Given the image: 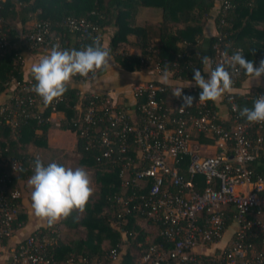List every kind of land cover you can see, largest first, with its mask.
Instances as JSON below:
<instances>
[{"label": "built area", "instance_id": "2783aa9c", "mask_svg": "<svg viewBox=\"0 0 264 264\" xmlns=\"http://www.w3.org/2000/svg\"><path fill=\"white\" fill-rule=\"evenodd\" d=\"M232 1H216L215 12L220 18L234 7ZM2 22L0 16V25ZM59 26L80 39L101 40V29L86 17H62ZM17 42L27 50L50 51L57 43L65 49L67 41L52 33L48 21L34 20L17 34ZM6 46V34L0 31V53ZM84 47L81 44L78 50ZM210 48L212 67L224 61L225 53L231 55L219 33ZM262 59L264 53L255 58V64ZM140 62V69L156 76L180 72L176 64L168 71L159 60L152 62L149 55L141 56ZM93 76L77 74L72 79L85 83ZM241 76L242 70L233 74L232 86ZM9 83L12 92L4 97L9 102L0 100V118L11 131L27 120L59 127L61 118L52 119L51 114L57 112L55 104L61 97L51 103L45 116V104L32 90V78L11 77ZM163 90L156 80L135 81L128 101L118 100L107 90L77 89L78 101L73 108L78 115L70 119L71 132L82 147L95 151L97 161L117 169L119 192L112 195L116 218L139 212L161 224L159 235L167 245H149L131 264H264V220L256 216H264V173L253 177L248 167L256 157L264 158V122L237 120L230 93L225 97L233 117L224 124L210 104L199 101L200 92L194 87L185 89L180 101L169 106L160 100ZM184 95L194 97L191 106H184ZM259 95L264 91H255L252 98ZM37 157L38 153H32L24 158L0 159V241L12 235L20 210L21 191L10 186V172H33ZM198 177L202 178L201 186ZM229 226L228 242L206 253ZM56 234L55 224L48 226L46 222L45 228L29 233L12 247L7 264H60L47 250ZM117 256L112 249L103 259L81 257L73 264H103V260Z\"/></svg>", "mask_w": 264, "mask_h": 264}, {"label": "trees", "instance_id": "16d2710c", "mask_svg": "<svg viewBox=\"0 0 264 264\" xmlns=\"http://www.w3.org/2000/svg\"><path fill=\"white\" fill-rule=\"evenodd\" d=\"M216 1L0 0V16L3 19L0 31L5 32L8 41V46L0 53V94L5 96L11 94V84L9 83L11 77L16 80L23 78L20 71L19 55L12 45V39L8 40V36L11 37V29H8L9 22L15 17L19 19L21 24L33 16L35 20L48 21L52 33L59 35L61 40L67 41L64 48L76 50L81 44L87 46L92 42L88 38L80 39L77 34L68 33L60 27L59 20L62 17L88 18L101 29L100 43H102V29L111 24L114 31L109 39L110 49L117 42L124 41L126 34L132 33L136 37V43L140 50L139 55L123 52L114 53V62L120 68L126 71L138 70L142 68L140 57L149 55L152 62L159 60L168 71L174 69L176 64L180 72L173 77L179 80L192 79L194 75L192 69L194 68H199L203 74L204 65L201 58L210 57V46L218 33L223 36L225 49L228 53L233 54L237 49H242L244 57L250 61H254L258 56H263L264 0H233L234 7L228 10L222 18H220L218 11L211 13L212 8L217 3ZM139 7L159 8L161 11L160 20L156 23L136 26L135 15ZM207 19H211L215 34L206 37L202 32V27ZM69 35L74 37L73 45L68 40ZM245 77L247 76L242 70L240 80L232 88H236ZM30 78L34 80L33 77ZM185 89L187 88L182 89V94ZM194 89L196 92L201 91L197 87ZM258 90L264 91V89H254L244 93L228 92L233 96L235 104L238 106V109L233 113L237 120L247 121L246 118L240 116L239 109L251 108L254 102L253 93ZM76 92V88L67 86V91L61 97L62 100L55 104V110L61 113L59 128L62 130H73L70 119L78 115L73 108L78 101ZM164 95L165 88L159 93L160 100L164 105L169 106L180 101V97L174 96L173 102L166 103ZM5 101L9 102L7 98ZM206 102L210 104L212 110L216 111L211 100ZM225 102L229 117L223 122L224 124L232 116L226 97ZM50 106L51 104L45 105L43 111L45 116H48ZM50 125L49 122L37 123L35 120H27L26 122H19L18 126L11 131L0 118V159L7 156L24 158L34 153V150L38 151L37 153L45 166L52 162L66 166V162L72 158L79 167H84L94 174L98 191L90 197L84 211L73 210L67 218L58 222L66 230L65 240L72 236H77L78 240L73 245L67 244V242L63 243V240H59L58 237L59 224L55 223L57 228L56 240L47 248L53 259L60 264H66L65 254L76 251L78 252L75 257L76 262L81 257L93 260L112 249L119 252L123 246V255L127 256L128 259L130 258L131 264L149 245L158 243L167 245L162 236L159 235V228L161 227L159 222L148 219L139 212H132L120 219L116 218L112 195L119 192L117 169L97 161L95 159L96 152L85 150L78 138H76L75 149L73 150L74 156L70 157L63 149H49L46 144L45 131ZM199 141L209 142L210 140L199 139ZM47 149L49 152L45 151ZM248 167L252 169L253 177L256 174L264 173V158L256 157L248 164ZM32 174L33 172L29 170L10 172V186L18 185L19 176H31ZM197 179L201 186L203 184L202 178L198 177ZM261 194L264 196V192ZM138 220L144 221L145 227L139 226ZM45 227L46 223L39 228Z\"/></svg>", "mask_w": 264, "mask_h": 264}, {"label": "clouds", "instance_id": "9594fccd", "mask_svg": "<svg viewBox=\"0 0 264 264\" xmlns=\"http://www.w3.org/2000/svg\"><path fill=\"white\" fill-rule=\"evenodd\" d=\"M243 53L242 49H237L230 56L225 53L224 61L215 67L211 66L209 57H202L203 74L199 68L192 69V81L184 87L198 86L201 89L199 101L204 102L216 101L229 92L233 85V74L241 70L251 78V82L259 84L264 76V59L256 65L254 61L246 59ZM110 62V49L100 43L99 37L80 50L62 49L57 43L32 65L31 75L36 82L32 90L45 105L51 104L67 91L74 76L95 75L98 70L107 68ZM164 83H167V79ZM182 88L175 89L173 95L181 97ZM193 99L190 95H184V106H191ZM233 108L237 110L238 106L234 105ZM239 114L249 123L264 122V95L257 96L251 108L239 109ZM28 185L31 188L33 214L46 221L48 226L67 218L73 210L83 212L94 192L92 179L84 167L73 169L56 162L45 166L39 157L34 160Z\"/></svg>", "mask_w": 264, "mask_h": 264}, {"label": "crops", "instance_id": "0c3cea01", "mask_svg": "<svg viewBox=\"0 0 264 264\" xmlns=\"http://www.w3.org/2000/svg\"><path fill=\"white\" fill-rule=\"evenodd\" d=\"M3 1V0H1ZM217 3H215L214 8H212L211 13H215V7ZM161 11L159 8L156 7H139L136 15H135V25L136 26H143L145 23H156L160 20ZM35 17L28 18L24 21L23 24L20 23L18 18H14L11 22H9L8 29H11V37L8 36V40L12 39V45L17 50L20 59V71L22 77H32L31 75V67L34 63L38 62L40 57L47 54L49 51L44 48H36L33 50H27L23 48L17 42V34L22 31L23 29L29 28L32 23L34 22ZM102 33V45L110 49L109 47V39L114 31L113 25L105 26ZM202 32L204 36H211L215 34L214 27L212 25L211 19L205 20ZM68 40L70 44H74V37L72 35L68 36ZM127 53V54H134L139 55L140 50L136 43V37L132 33H128L125 35L124 41H119L115 44V46L110 49V57L111 62L107 68L104 69L102 72H97L91 78L90 81L85 83H77L73 79L68 84L69 87H73L80 90H107L110 91L114 96L118 98V100H128L131 101L129 88L130 85L139 80H156L165 88V95L164 100L166 103L173 102V92L175 89L183 87V88H190V87H197L198 86H188L184 87L192 81L189 80H179L170 76L169 74H164L162 76H156L146 70L138 69L134 71H126L119 67V65L114 62L113 54L114 53ZM103 70V69H102ZM206 75V74H205ZM167 79V83H164V80ZM194 83V82H193ZM182 88V89H183ZM254 89H264V76L261 77V82L258 84L255 81L251 82L250 77H245L240 84L236 88H231L229 92H236V93H244L246 91H252ZM228 93V92H227ZM226 94V93H225ZM225 94L216 101H211L213 104L214 109L217 112L218 118L224 122L228 119V112L226 109V102H225ZM5 95L0 94V100L4 99ZM52 119H59L61 118V113L55 112L51 114ZM58 132L61 133V136H58ZM65 133L72 134L71 138L67 140ZM264 134V129L262 130ZM59 134V133H58ZM46 135V144L49 149H66L71 148L72 150L75 149V142L76 138L74 134L69 130H62L59 127H56L54 124H51L47 130L45 131ZM64 135V137L62 136ZM70 137V135H69ZM62 142H65L66 145H60ZM47 152V150H45ZM30 176H19L17 180V186L21 191V199H20V210L19 214L13 229V233L10 237L3 239L0 241V264H7L9 259V252L19 241H21L26 235L29 233L37 230L39 227L43 226L46 221L37 218L31 209V188L28 185V179ZM264 220V216L256 215ZM138 225L141 227H145V223L142 220H138ZM57 224H59L57 222ZM232 232V226H229L222 234L221 239L205 250L206 253L213 251L215 248H220L224 246L228 240L230 239ZM66 230L62 225H58V237L59 240H63L67 242V244L73 245L77 242V236H72L70 239L65 240ZM147 240V238H145ZM198 251H202L200 248H196ZM124 247L120 248L118 252L117 259L115 260H103V264H130L131 260L127 258V256L123 255ZM78 255L76 251H70L65 254L66 257V264H73L75 261V257ZM104 254L99 256L98 258L103 259Z\"/></svg>", "mask_w": 264, "mask_h": 264}, {"label": "rangeland", "instance_id": "374dc122", "mask_svg": "<svg viewBox=\"0 0 264 264\" xmlns=\"http://www.w3.org/2000/svg\"><path fill=\"white\" fill-rule=\"evenodd\" d=\"M103 72L104 71V69L103 70H100L99 72ZM59 133V134H58ZM57 133V135L58 136H61V133L63 134V132H58ZM65 135H66V137H67V140L69 139V138H71V136H72V134H68V133H65ZM69 135H70V137H69ZM63 137H64V135H62ZM60 145H66L65 144V142H62ZM65 152H67V154H69V156L71 157V156H74V153H73V150L70 148H66V149H63ZM33 152L34 153H37L38 151H34L33 150ZM41 155H43V154H41ZM44 158H47V157H45V156H43ZM66 166L67 167H71V168H73V169H75V168H78L79 166L77 165V163H76V161L74 160V159H72V158H70V160H68L67 162H66ZM86 169V168H85ZM87 171H88V173H89V175H90V177H91V179H92V187H93V189H94V192H93V194H92V196H94V194L95 193H97V191H98V185L96 184V182L94 181V174L92 173V171H90V170H88V169H86ZM214 251V250H213Z\"/></svg>", "mask_w": 264, "mask_h": 264}]
</instances>
